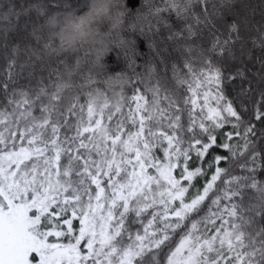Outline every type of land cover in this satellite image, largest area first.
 <instances>
[{
  "label": "snow or ice",
  "instance_id": "obj_1",
  "mask_svg": "<svg viewBox=\"0 0 264 264\" xmlns=\"http://www.w3.org/2000/svg\"><path fill=\"white\" fill-rule=\"evenodd\" d=\"M0 264H264V0H0Z\"/></svg>",
  "mask_w": 264,
  "mask_h": 264
},
{
  "label": "trees",
  "instance_id": "obj_2",
  "mask_svg": "<svg viewBox=\"0 0 264 264\" xmlns=\"http://www.w3.org/2000/svg\"><path fill=\"white\" fill-rule=\"evenodd\" d=\"M139 47L141 50H145V45H144L143 41L140 42Z\"/></svg>",
  "mask_w": 264,
  "mask_h": 264
},
{
  "label": "clouds",
  "instance_id": "obj_3",
  "mask_svg": "<svg viewBox=\"0 0 264 264\" xmlns=\"http://www.w3.org/2000/svg\"><path fill=\"white\" fill-rule=\"evenodd\" d=\"M114 2H117V3H122L123 2V0H114ZM104 24H108V21H104Z\"/></svg>",
  "mask_w": 264,
  "mask_h": 264
}]
</instances>
